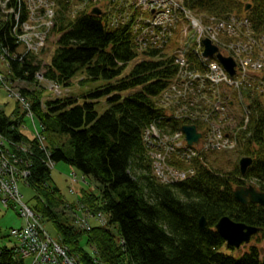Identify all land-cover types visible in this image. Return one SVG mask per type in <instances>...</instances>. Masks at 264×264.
Wrapping results in <instances>:
<instances>
[{
  "label": "trees",
  "instance_id": "trees-1",
  "mask_svg": "<svg viewBox=\"0 0 264 264\" xmlns=\"http://www.w3.org/2000/svg\"><path fill=\"white\" fill-rule=\"evenodd\" d=\"M14 2L17 6L16 0L10 5ZM59 2L62 6L57 7L55 29L62 36L51 62L44 66V77L71 90L76 74L85 71L88 80L80 86L87 90L62 97H45L46 91L36 94L31 109L42 135L66 136L69 144L41 150L35 140L29 152L19 151L28 141L19 129L26 116L20 106L16 120L0 110V137L8 142L10 153L31 161L29 187L39 193L36 200L41 211L56 226L63 243L81 264H96L94 253L103 264H264V207L243 205L234 197L237 186L252 181L264 192V103L253 101L250 125L240 136L246 142L241 156L254 159L244 176L239 163L225 171L214 166L215 159L210 164L211 158L206 156L207 165L197 162L192 178L163 184L153 174L144 132L165 117L155 98L167 87L176 67L151 51L141 54L142 61L129 69L141 56L134 48L132 23L110 29L103 18L89 14L73 21L66 14L65 2ZM248 3L252 7L245 12ZM187 4L190 9L226 19L245 13L255 32L264 34V0H187ZM26 19L22 14L20 22ZM6 21L0 22V49L6 52L10 80L31 83L41 68L26 56L12 57L19 47L13 33L16 20L11 17ZM21 92L28 99V92ZM181 124L173 121L169 125L180 128ZM48 162H63L80 171L85 180L92 177L97 182L99 193L84 189L81 202L86 212L104 214L107 226L80 231L58 220L54 223L53 207L61 192L50 185ZM226 216L261 230L254 237L256 243L242 255L222 251L224 247L233 250L215 229ZM203 217L206 229L200 226ZM2 246L0 264H24L14 258L7 244Z\"/></svg>",
  "mask_w": 264,
  "mask_h": 264
},
{
  "label": "built area",
  "instance_id": "built-area-1",
  "mask_svg": "<svg viewBox=\"0 0 264 264\" xmlns=\"http://www.w3.org/2000/svg\"><path fill=\"white\" fill-rule=\"evenodd\" d=\"M12 0H6L9 7L17 9L13 16H0L1 22L13 17L16 20L13 27V33L17 38V43L25 47V53L13 54L14 59L24 58L29 52L33 51L32 42L29 41V33L40 38L45 34L47 17L49 21L47 26H54V14L41 17L35 13L25 15L27 19L20 22L22 16V0H16L18 5H10ZM124 1V0H121ZM184 0H140L133 1L134 11H140L142 16L135 17L134 29L139 33L142 40L147 39L152 49H165L169 46L171 40L175 36V31L179 30L182 25L192 24L193 28L199 31V40L204 37L210 38L215 44L219 45V32L228 34H236L237 30L248 32V22L239 25L237 20L222 21L216 24V34H206L204 26L198 21H192L186 15V7L182 2ZM1 3V2H0ZM138 6L136 7V5ZM146 6V9L144 8ZM128 10V5H127ZM133 11V12H134ZM155 12L151 18H144V12ZM123 17L130 19L131 14L127 15L123 11ZM5 12H2L3 14ZM53 18V20H52ZM243 23V22H242ZM240 27V28H239ZM214 27H212L213 29ZM186 30H184V34ZM183 34V35H184ZM248 34V33H246ZM45 36V35H44ZM221 39V38H220ZM221 48L222 46L219 45ZM201 46L197 49L196 54L203 68L199 71L196 65L187 62L186 59H176L179 71L173 83L162 93L161 98L170 96L174 93L175 97L169 98L167 107H164L166 115L173 119H183L191 123H199L203 126V137L198 145L190 147L186 144L185 139L180 131L172 132L168 128L160 127V123L153 124L144 132V144L153 160L152 170L155 178L163 184H175L183 182L196 174L194 162L196 160L203 161L205 154L212 152H221L225 150H234L238 146L239 128L234 126V119L229 113V98L224 94L223 88L235 87L237 91L241 89H249L257 80L258 74L264 72V68L253 64L251 54L247 56L250 60L245 64H241L238 57L232 53L238 62L239 75L235 79H230L225 70L215 61H208L202 58L200 52ZM225 52L226 50L222 48ZM245 50V48H240ZM0 53L6 59V52L0 49ZM227 53V52H226ZM193 66V67H192ZM0 82L9 93V97L18 101L22 112H26V117L30 118L35 124V117L32 112L28 99L21 92H14L8 87L7 81L0 75ZM258 90L263 91L262 87ZM175 111L171 109L172 103H175ZM172 102V103H171ZM25 122V121H24ZM213 123L216 126H212ZM248 120L245 121L243 129H246ZM236 124V123H235ZM39 140L42 136L39 133ZM8 142L0 137V201L6 209H17L19 216L23 218L24 225L21 228L11 229L7 246L12 251L13 256L17 260H23L24 264L27 259L31 260V264H78L70 259L65 250L57 243L45 230L41 216L38 215L25 201L20 190V183L29 185V165L22 160L21 157L8 151ZM24 147V146H23ZM19 150V148H18ZM23 152L27 150L20 148ZM54 167L52 162L48 163V167ZM77 181L76 174L73 176ZM76 215L77 222L84 230L92 228L90 219L96 220L98 226H107L108 218L102 214H90L81 217L78 212L73 210ZM3 246L0 243V262L3 256Z\"/></svg>",
  "mask_w": 264,
  "mask_h": 264
},
{
  "label": "rangeland",
  "instance_id": "rangeland-1",
  "mask_svg": "<svg viewBox=\"0 0 264 264\" xmlns=\"http://www.w3.org/2000/svg\"><path fill=\"white\" fill-rule=\"evenodd\" d=\"M6 0H0V16H6L10 15L13 16L15 12H17V9H13V7H9L8 3L6 5ZM140 1V0H139ZM66 2V1H65ZM182 2V1H181ZM60 3V2H58ZM57 1L53 0H22V5L23 10L22 13L25 15L28 14H37L41 17H45L50 14H54V26L51 28L47 26V23L49 21V18L47 17L45 24H46V31H45V36L41 35L40 38L34 36L32 38V33H29L28 36H30L29 41L32 42L33 46V51L29 52L26 57L29 58L31 63L35 66H40V71L36 75L35 80L31 83L21 81L19 79H13L10 80L11 75V70L10 67L8 66L7 62L3 59L4 55L0 53V75L4 77V79L7 81V85L10 89H12L14 92H21V90L25 89L29 94L28 96V101L29 104L32 108L34 104V96L37 94L38 96H41L45 91V96L46 97H51L54 96L55 94L51 92L53 90V82L46 79L45 72L46 69L44 66L47 64V52L55 47V44H58L60 41V38L62 36V33L57 31L55 29V24L59 22L58 17L59 14L58 12V5ZM184 6L186 7V15L190 17L192 21H198L202 23L204 26V31L206 34H216V24L220 23L222 21L229 22L225 17H219L216 15H211L207 12H199L197 10L190 9L187 4V0H184L182 2ZM15 4V2H14ZM97 5H103L105 8V14L106 16L103 17V19L108 21L109 23L107 24V27L110 29H118L121 27H125L127 24H129V20L125 19L123 16L117 14L116 11L121 6H124L127 12V15L130 13V11L127 10V5L129 4V0L126 2H115L114 0H72L71 4L67 5V16L75 21L78 17L89 14H91L92 8ZM62 6V5H61ZM61 6L59 8H61ZM138 4L136 5V7ZM146 9V6H144ZM134 11V9H133ZM2 12H5L1 14ZM137 12V11H135ZM140 12V11H139ZM138 14V12H137ZM144 14H147V12H144ZM237 14V13H236ZM106 17V18H105ZM237 18H234L233 20H237L239 25L245 24L244 22L247 20L248 16H241L240 14L236 15ZM230 18V17H229ZM2 20V19H1ZM0 20V22H1ZM53 20V18H52ZM4 23H7L6 20H4ZM243 22V23H242ZM3 25V24H2ZM212 27H214L212 29ZM240 28V27H239ZM215 29V30H214ZM130 32L132 33L133 37V44L135 50L140 53L143 51H150L152 50L150 44L148 43L147 39L141 38L139 33L135 29H130ZM220 33V38L217 37V39L220 41V44L222 48L226 50L227 53H232L235 57H238V60L240 61L241 64H245L246 61L250 60V57H248V54H251V60L253 64L256 66L259 65L264 68V34H260L258 32H253V34H250L251 32H242V30H237L236 34L230 35L225 32H219ZM248 33V34H246ZM255 34V35H254ZM51 48V49H50ZM240 48H245V50H240ZM25 47L20 46L18 47L17 51L20 54L25 53ZM132 66H130L131 68ZM85 80H88L87 74L85 71H80L76 74V76L73 79V87L71 90H64L61 92L62 95L69 94V93H75V94H81L86 88L80 86L81 83L85 82ZM258 82H264V74L261 73V76L258 79ZM262 86V85H261ZM252 88H254L253 91L250 92H239L236 91V88H231V93H238V97L236 100V97L234 100L236 107H234L236 115L239 117V119L243 118L244 113H243V106L246 105L245 103L252 102L254 100H258L259 102H263V99L258 98V94L261 95L260 92H258L255 88V84H253ZM51 90V91H50ZM258 94H257V93ZM22 93V92H21ZM170 96H166L165 98H161L155 101V104L159 109H164V107H167L169 103V98L172 100L171 97H175L176 92L170 93ZM251 96V97H250ZM254 96V97H253ZM175 103H172L171 109L175 111H179V109H175L176 105V100H174ZM240 104V106H239ZM19 106L18 101L15 99H12L9 97V93L4 88V85L1 84L0 82V110L4 109L6 114L9 116H13V120H16L19 118V115L21 112H17V107ZM245 107V106H244ZM229 113L232 115L233 112L229 111ZM35 124H33L32 120L28 117H26L25 122L21 123L20 126V132L24 134L26 139L28 140L24 145V147H20L22 149L28 150L31 148L30 144L31 142L37 140V145L41 150H47L49 147L52 149L54 147H61L63 145H68L69 144V138L66 136H60L56 134H51L46 132L45 135H42V129L40 126V123L38 122L37 118H35ZM212 126H216L213 123H211ZM234 126H237V124L233 123ZM39 133L42 136V140H39ZM242 135V134H241ZM241 138V144L236 150H225L224 153L220 154H215L212 155L210 159V164H212V161H214V166L222 167L223 170L225 171H230L233 169L236 163H239L240 158H242L240 152L241 149L243 150L244 144L246 142H242ZM19 148V151H20ZM49 150V149H48ZM26 152V153H27ZM241 156V157H240ZM244 157V156H243ZM23 160V159H22ZM30 160H25V163L30 164ZM49 163V162H48ZM51 170V176H52V182H50L51 186L54 187L56 186L60 192L61 196L59 200H56V205L53 207L54 214L56 216V219H53L54 223L55 220L60 221L62 224H65L67 226H74L77 229L82 228L81 225L77 222L76 215L73 213V209L78 212V214L83 217L85 215H88V212H86L85 208L82 206V196L85 195L84 189L87 190L90 193L93 194H98L99 193V185L97 182L92 178V177H86V180L84 179L83 174L75 169L74 167L67 165L63 162L55 164L54 167H50ZM74 174H76L77 181H74ZM252 184H255L253 181L251 182ZM249 184V183H248ZM20 190L21 193L24 196V201L31 207L33 210L38 214L41 215L42 223L44 225L45 230L47 233L57 242L59 245L65 250L67 255L69 256L70 259L74 260L78 264H81L79 262V258L77 257L76 254L71 252V249L69 246L65 245L63 243L62 238L58 234V231L56 229V226L49 222L47 218L44 217L43 212L41 211V204L37 202V198L39 193H36L32 187H29V185H25L23 183H20ZM38 204V207L37 204ZM36 205V206H35ZM36 207V209H35ZM39 210L41 213H39ZM91 213H89L90 216ZM52 221V220H51ZM52 221V222H53ZM91 225L92 226H97L99 223L96 220H93L92 218L90 219ZM24 220L19 216V211L17 209H6L3 207L0 201V243L2 245L8 244L9 241L13 240L9 238V232L11 229L14 228H21L24 225ZM84 230V229H83ZM82 231V229H80ZM115 232V230H114ZM256 243L255 238L251 240L250 244L248 245H243L239 249H234L229 250L226 247L222 249L223 252L232 254V255H242L245 253L248 249L249 246H252ZM262 246H264V242L261 243ZM87 250L90 253H94L92 250L87 248ZM95 258V263L96 264H103L100 261H98L97 254H93ZM25 264H31V260L27 259L25 261Z\"/></svg>",
  "mask_w": 264,
  "mask_h": 264
},
{
  "label": "water",
  "instance_id": "water-1",
  "mask_svg": "<svg viewBox=\"0 0 264 264\" xmlns=\"http://www.w3.org/2000/svg\"><path fill=\"white\" fill-rule=\"evenodd\" d=\"M250 6L246 8L249 10ZM93 15H101L99 9H95L92 12ZM205 45V57H211L218 53V48L213 46L209 40L204 41ZM218 59L223 65V67L230 73L231 76L235 75V62L232 58H226L221 54H218ZM183 131L186 135V139L190 145L197 143L201 137L197 133L195 126H185ZM253 164V159L250 157H244L239 163L240 171L242 175H245ZM235 199L243 205L248 203L257 204L264 207V192L258 190L255 186L249 185L239 186L234 191ZM207 220L203 217L200 220V226L202 229L207 228ZM215 229L223 237L229 247L234 249H239L243 244H249L252 237L257 235L260 231L259 228L255 226H249L244 223H238L231 219L229 216L223 217Z\"/></svg>",
  "mask_w": 264,
  "mask_h": 264
}]
</instances>
